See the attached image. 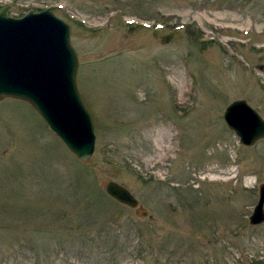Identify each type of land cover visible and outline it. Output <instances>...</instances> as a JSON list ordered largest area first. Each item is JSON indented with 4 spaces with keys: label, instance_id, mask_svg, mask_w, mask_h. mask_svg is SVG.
I'll list each match as a JSON object with an SVG mask.
<instances>
[{
    "label": "rangeland",
    "instance_id": "374dc122",
    "mask_svg": "<svg viewBox=\"0 0 264 264\" xmlns=\"http://www.w3.org/2000/svg\"><path fill=\"white\" fill-rule=\"evenodd\" d=\"M45 9L71 25L96 149L83 163L30 103L1 101L0 264H264V139L224 118L238 99L264 118V0H0Z\"/></svg>",
    "mask_w": 264,
    "mask_h": 264
},
{
    "label": "water",
    "instance_id": "95a60500",
    "mask_svg": "<svg viewBox=\"0 0 264 264\" xmlns=\"http://www.w3.org/2000/svg\"><path fill=\"white\" fill-rule=\"evenodd\" d=\"M71 30L51 10L23 17L0 14V102L16 98L30 103L74 155L90 163L96 149L95 123L78 86ZM224 118L242 144L251 146L264 138V118L245 99L231 102ZM105 189L119 203L139 206V199L123 184L108 180ZM249 220L264 223V183Z\"/></svg>",
    "mask_w": 264,
    "mask_h": 264
},
{
    "label": "bare ground",
    "instance_id": "6f19581e",
    "mask_svg": "<svg viewBox=\"0 0 264 264\" xmlns=\"http://www.w3.org/2000/svg\"><path fill=\"white\" fill-rule=\"evenodd\" d=\"M230 172H231V174H230L228 177H235L236 169H235L234 167H232V168L230 169ZM211 177H213V178H212L213 180H216L215 177H218V178H219V177H222V176H219V175H218V176H211ZM218 178H217V179H218ZM247 182H250V179H247Z\"/></svg>",
    "mask_w": 264,
    "mask_h": 264
},
{
    "label": "trees",
    "instance_id": "16d2710c",
    "mask_svg": "<svg viewBox=\"0 0 264 264\" xmlns=\"http://www.w3.org/2000/svg\"><path fill=\"white\" fill-rule=\"evenodd\" d=\"M4 13V12H3Z\"/></svg>",
    "mask_w": 264,
    "mask_h": 264
}]
</instances>
